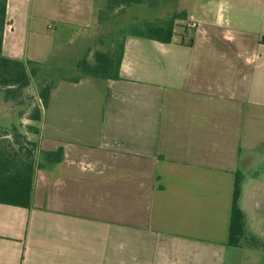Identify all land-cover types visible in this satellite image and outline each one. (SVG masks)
Instances as JSON below:
<instances>
[{"label":"crops","instance_id":"crops-1","mask_svg":"<svg viewBox=\"0 0 264 264\" xmlns=\"http://www.w3.org/2000/svg\"><path fill=\"white\" fill-rule=\"evenodd\" d=\"M106 1L7 0L2 55L56 81L27 136L64 160L36 171L29 208L0 204V264H264L228 244L238 171L264 241V0L180 3L171 43L115 37L119 80L57 75L108 46Z\"/></svg>","mask_w":264,"mask_h":264},{"label":"trees","instance_id":"trees-1","mask_svg":"<svg viewBox=\"0 0 264 264\" xmlns=\"http://www.w3.org/2000/svg\"><path fill=\"white\" fill-rule=\"evenodd\" d=\"M176 3L179 0H175ZM163 0H107V9L112 12L118 9H128L134 5H147L157 9ZM7 0H0V92L6 102L12 101L23 104L24 92L38 78L42 64L35 61H20L6 58L2 55L3 30L6 23ZM187 11L181 9L178 3L174 11L163 18L144 19L132 24L126 35L152 39L160 43H171L177 26V21L187 20ZM99 21H103L99 15ZM124 47L122 44L107 51H94L93 58L87 50L76 63L77 76L68 80L78 83L82 77L91 76L95 79L119 80ZM56 81H51L40 88L39 99L41 106L33 107L28 119L33 122L27 126L26 132H20L16 126L2 131L0 137V204L29 208L33 203V192L36 171L49 169L64 160V150L38 152V142L30 140L27 133L40 135L42 111L49 105L50 95ZM11 136L12 138H8ZM244 176L236 173L233 189V205L231 208L229 246L240 248L251 246L264 249V241L247 233L246 215L241 207V196Z\"/></svg>","mask_w":264,"mask_h":264},{"label":"rangeland","instance_id":"rangeland-1","mask_svg":"<svg viewBox=\"0 0 264 264\" xmlns=\"http://www.w3.org/2000/svg\"><path fill=\"white\" fill-rule=\"evenodd\" d=\"M187 1L192 0H179L177 3L181 8L182 5H186ZM175 0H163L162 4L157 8H149L147 5L130 7L128 9H118L115 11L110 12L107 9V1L105 6L99 11L98 15H101L103 21L98 22V31L99 37L103 40L109 41L107 47H100L101 51L109 50V47H112L113 40L116 39L120 40L123 35L129 31L130 26L132 24L137 23L144 20V19H158L163 18L167 14L172 13L174 11L175 5L177 4ZM182 9V8H181ZM97 31V32H98ZM115 39V41H116ZM112 41V42H110ZM117 42V41H116ZM111 44V46H110ZM117 43L116 46H118ZM102 46V45H101ZM116 48V47H115ZM97 50L96 48L91 50L90 52V59L93 58V52ZM59 76L64 77H74L78 75L76 71L75 63H72L67 69V71L57 73ZM44 78H35L33 80L32 85L24 92L23 96V104H17L16 102H6L4 100V95L0 92V137L3 135L2 131L5 129H9L12 125L16 126L20 132H26L27 126L29 125L30 121L28 119L29 114L33 107L41 106L42 103L39 99V91L40 86L44 82ZM8 138H12L8 136ZM261 170V169H259ZM257 170L256 172H260Z\"/></svg>","mask_w":264,"mask_h":264},{"label":"built area","instance_id":"built-area-1","mask_svg":"<svg viewBox=\"0 0 264 264\" xmlns=\"http://www.w3.org/2000/svg\"><path fill=\"white\" fill-rule=\"evenodd\" d=\"M189 26L193 29L196 30L198 28V22L194 21L193 19H191Z\"/></svg>","mask_w":264,"mask_h":264}]
</instances>
